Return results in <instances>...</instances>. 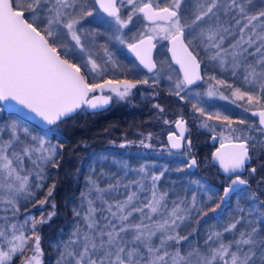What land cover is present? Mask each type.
Here are the masks:
<instances>
[{"label": "snow or ice", "instance_id": "obj_1", "mask_svg": "<svg viewBox=\"0 0 264 264\" xmlns=\"http://www.w3.org/2000/svg\"><path fill=\"white\" fill-rule=\"evenodd\" d=\"M101 9L106 15L100 14ZM139 14L155 25L152 31L163 33V39L171 45L168 70L182 74L173 82L171 94L180 100L186 96L194 99V112L207 116V120L223 119L230 132L236 131L232 125L237 123L246 125L248 131L264 134V0H170L162 8L151 0H0V112L6 109L9 113L7 120L0 119V264H14V259L24 257L29 247L31 255L20 259V264H42L37 227L51 220L55 212L40 219L25 216L23 223L18 217L21 202L35 200L36 191L44 186L46 166H60L58 157L67 142L60 123L82 109H101L114 97L123 101L137 84L149 83L148 79L135 83L127 79H90V75L103 77L109 66L118 67L110 43L125 46L149 72L156 70L159 75L164 71L157 69L151 59V49L156 46L153 35L141 31L126 39L123 30ZM157 21H164V26ZM209 71L216 74L209 75ZM167 78L173 79L171 75ZM197 82L206 83L207 91L181 95ZM221 88L231 91L234 104L244 102L245 111L259 118L258 124L208 114L199 106L205 95L216 96ZM98 90L110 94L95 95ZM154 107L163 113L159 105ZM21 112L25 121L39 118L47 130L34 135L16 118L15 114ZM184 124L182 118L177 119L175 126L180 132L169 135L174 149L181 148ZM203 127L212 126L203 122ZM140 144L150 146L144 140ZM257 147L264 150V140L257 141L250 135L236 136L227 148L221 143L213 155L224 172L235 174V178L222 189L219 203L213 198L216 193L208 201L198 200V193L211 190L195 181L199 187L192 192L191 200L186 196L172 200L170 209L168 193L160 192L158 187L166 170L149 175L148 166L133 169L113 157V163L124 170L123 176L101 188L93 178L97 173L93 161L80 196V209L86 204V211L82 214L73 209L77 220L68 239L57 243L56 264H264V200L257 207L258 198L250 191L249 181L238 174L258 159L250 155ZM185 163L190 169L196 160ZM256 172L252 167L250 174ZM129 173L138 178L123 183ZM133 185L136 191L131 190ZM54 187L48 189L45 199L37 201L41 207ZM233 195L238 201L250 203L247 207L238 203L229 212ZM209 213L222 230L209 229L203 244L195 241L193 234L198 229L181 234L197 217L198 225L207 222ZM224 216L230 218L229 222L221 224ZM26 231L31 234L26 235Z\"/></svg>", "mask_w": 264, "mask_h": 264}, {"label": "flooded vegetation", "instance_id": "obj_2", "mask_svg": "<svg viewBox=\"0 0 264 264\" xmlns=\"http://www.w3.org/2000/svg\"><path fill=\"white\" fill-rule=\"evenodd\" d=\"M95 7L98 8L97 5H95ZM121 11L123 13V9ZM100 14L105 15L101 11ZM143 21L147 25H153L144 19ZM157 23L165 22L158 21ZM135 27L136 25L133 23L123 30L124 33L128 34L126 39L131 37V33L135 34ZM107 38L106 36L105 39ZM152 43L156 45L153 52V62L157 65V69H164L159 75L156 74V70L149 72L147 69L143 68L142 65L129 54L125 46L112 41L110 46L115 53L118 67L113 68L109 66L108 71L103 77L99 75H90V79H93L94 82H100L102 79H127L134 83L137 80L148 79L149 83L146 85L137 84V87L132 89V95L123 101L114 97L111 105L105 110L91 113L82 109L78 114L82 119L89 115L95 122L102 121L105 128H110L114 132L120 130L122 126L125 128L121 133V142L112 143L110 151L116 154H125L129 161L133 159L138 160L139 158L144 160L140 165L129 164L131 168L136 169L141 165H146L151 169L156 168L158 170L157 175H159L160 171H164L168 166L165 160L174 159L175 167L182 168L185 174H190L192 180H194L193 185L195 190L199 186L195 181H199V176H204L205 189L211 190L204 191L206 201H208L209 196L216 193V196L213 198L216 203H219V196L223 195L222 189L231 183V179L235 178V174L222 173L219 166L215 163L213 154L220 147L221 143L230 144V142H235L236 136L250 135L254 136L257 141H260L264 140V134L258 131H248L246 125L237 123L232 125L236 131L234 133L230 132L226 126V121L223 119L218 120L214 118L212 120H207V116H201L199 112H194L192 108V104L196 103L194 99L186 96L185 100H180L178 97L171 94L174 90L173 82L178 77L182 78V74L178 71L168 70V64L171 60L170 52L168 51L170 43L165 40L159 44L156 37H154ZM97 63H101V61L98 59ZM173 68L178 69L174 64ZM83 71L84 69L82 68V72ZM211 73L209 72V75L213 74ZM169 75L172 76V81L168 80L167 77ZM157 79L159 83L154 84L153 80ZM204 86H207V84L202 82L198 83L196 86H189V89H186L181 95H185L189 91L204 93L206 90ZM108 94L110 93H104V95ZM112 95L114 96V94ZM203 101L204 102H201L199 106L204 107L208 114L215 115L219 113L221 117L227 116L232 121L245 119L250 123L255 122L258 124L259 118L253 116L251 111H245L247 105L242 101H237L234 104L230 100L223 101L206 95L203 97ZM155 105H159L160 108H163V113L154 107ZM241 105L244 106L242 107ZM181 118L185 121L184 139L181 140V148L174 149L171 147L169 135L173 133L179 134L180 129L176 128L175 121ZM165 120L169 121V123L166 124L164 122ZM203 122H207L212 127H203ZM149 133H151V138H148ZM213 137H215V139ZM141 140H144V143L150 146L144 147L140 144ZM188 141H191L190 148L188 146ZM126 142L130 143H127V146L124 148L119 147L120 144ZM250 155L258 156V159H253L250 164H246V168L240 170L238 174L241 176V179L249 181L248 187L258 198L257 207H259V201L264 200V168L261 167V165L264 164V150L257 147L255 152L250 151ZM192 158H195L196 165L189 169L185 161L190 162ZM252 167L257 169L255 174H250ZM238 203L241 207H247L250 201L244 199L238 201L237 197L233 195L231 197V207L228 208V211L232 212L237 207ZM225 207H227V205H225ZM211 216L212 214L209 213V218H211ZM229 219L228 216H224L222 220L224 221L223 224L228 223Z\"/></svg>", "mask_w": 264, "mask_h": 264}, {"label": "trees", "instance_id": "obj_3", "mask_svg": "<svg viewBox=\"0 0 264 264\" xmlns=\"http://www.w3.org/2000/svg\"><path fill=\"white\" fill-rule=\"evenodd\" d=\"M212 73L216 74L214 71ZM223 89H225L226 93L231 94L229 89ZM0 119L7 120L8 115L4 111L0 112ZM17 119L21 124L31 127L30 129L37 135L44 132L19 118ZM59 127L62 130L63 138L67 141L62 150V155L58 157L60 166L58 168L51 167V165L46 166L45 171L48 175L44 181V186L36 191L35 200L21 202L18 217L19 222L23 223L25 216L31 215L35 219H40L41 215L47 217L50 212H55L51 220L37 227V232L40 236V247L43 250L42 264H56L58 259L57 243L60 240L66 241L68 239V233L73 230L77 220L73 216V209L81 210L80 196L81 192L86 189L85 181L89 175L88 166L93 161H95L96 165L102 163V160L99 158L104 155H109L116 160L124 161L130 165H140L144 162L141 158L129 161L125 154H116L110 151L112 143L121 142V133L125 129L123 126L120 130L114 132L110 128H105L102 121L95 122L89 115L82 119L79 114H76L74 117L60 123ZM52 143L55 144L56 140L52 139ZM165 162L168 166L165 168L166 171L164 170L165 175L158 182V187L160 192L168 193L170 209L172 207L170 203L172 200H179L185 196L190 200L192 192L195 191V187L193 185L194 180H192L190 174L188 175L183 171H177L179 167H175L174 159H166ZM117 165H114V169L117 168ZM103 168L105 169V167ZM116 170L118 174H123L124 170L119 165ZM157 173L158 170L155 168L151 169L149 175H157ZM202 177L199 176L198 180L205 188L204 176ZM53 185L55 187L52 190L51 197H48V202L41 207L37 201L45 199L48 189ZM204 193V191L198 193V200L202 199L204 201V198H206ZM53 204L55 205L54 209ZM86 208L84 206V209L81 210L82 214L83 211H86ZM204 210L208 211L207 208ZM0 215H3V212H0ZM197 219L199 217L191 220L189 226L181 234L187 235L188 233H192L193 229H198V232L193 235L195 241L203 244L202 239L206 238L209 229L214 226L221 227L212 218H208L207 222H201L199 225L196 222ZM223 223L224 221H221V224ZM25 234L30 235L31 233L26 231ZM29 255H31V247L25 251L24 257ZM24 257L15 258L14 264H20V259Z\"/></svg>", "mask_w": 264, "mask_h": 264}, {"label": "rangeland", "instance_id": "obj_4", "mask_svg": "<svg viewBox=\"0 0 264 264\" xmlns=\"http://www.w3.org/2000/svg\"><path fill=\"white\" fill-rule=\"evenodd\" d=\"M141 0H138V3H140ZM143 2H147V0H143ZM151 3H153V5H159L160 8L162 7H165L168 3H170V0H151ZM123 12H124V9H123ZM133 23L134 25H136V27L134 29H136V32L135 34L138 35L139 32L143 31L149 35H153L154 37L157 38V42L160 44L162 41H165L163 39V33H155L152 31V29L155 27V25H147L145 24V22L143 21V17L141 14H139L138 16L134 17V20H133ZM132 23V24H133ZM160 24L161 26H164L165 23H158ZM145 25H147L148 27L146 28ZM125 30V29H124ZM128 35V34H127ZM134 35L133 33H131V36ZM211 73V71H209ZM204 89L205 92L207 91V86H204ZM225 90V89H224ZM222 88L220 89V94H217L216 96H213L215 98H218L220 100H223V101H232V96L231 94H226L225 91H224ZM223 95V96H227L229 97L228 99H221L220 96ZM237 102V101H236ZM74 117V116H73ZM23 125V124H22ZM26 127H28L29 129L31 127L27 126V125H24ZM31 130V129H30ZM34 135H37L35 134V132H33ZM4 138L7 139V135L4 134ZM104 156H108L109 159L108 160H102V163L96 165L97 167V173H96V176H94L93 178H96L97 179V183L99 185V187L101 188H106L108 186L109 183H115V180L120 178L121 176H123V174H118L117 172V168H118V165H117V168L114 169V165L115 163H113V157L109 156V155H104ZM26 165H27V161L25 162ZM129 165V164H128ZM105 167V169L103 168ZM120 167V165H119ZM114 169V170H113ZM101 172H103L104 174L101 175ZM112 173H117V176L116 177H112ZM138 177L136 176H133L131 173H129V175L127 177L124 178L123 180V183H127L129 180H135L137 179ZM86 184V183H85ZM132 191H136L137 190V186L136 185H133L132 188H131ZM33 191H36L35 189H33ZM140 196L141 198L143 199V193H140ZM107 198V197H106ZM118 198L120 199H124L126 198L125 196H119ZM191 200V199H190ZM189 200V201H190ZM204 201H206V198H204ZM99 204L100 202L99 201H96V205L97 207H99ZM85 206L87 207V205L85 204ZM213 227V226H211ZM211 229H215L217 231H220L222 230L221 228H218L216 226H214L213 228ZM205 238L202 239V243L204 241Z\"/></svg>", "mask_w": 264, "mask_h": 264}, {"label": "water", "instance_id": "obj_5", "mask_svg": "<svg viewBox=\"0 0 264 264\" xmlns=\"http://www.w3.org/2000/svg\"><path fill=\"white\" fill-rule=\"evenodd\" d=\"M97 7H98V9H99V5H97ZM100 11L103 13L102 9H101ZM105 15H106V14H105ZM142 16H143V14H142ZM146 21H147V20H146ZM147 22H148V23H151L150 21H147ZM157 22H158V21H157ZM161 22H163V21H161ZM170 46H171V45H170ZM128 52H129V50H128ZM153 52H154V48L151 49V59H152V61H153ZM129 54L132 55V57H134V58L139 62V60L135 57V54H134V53L129 52ZM170 56H171V53H170ZM139 63H140V62H139ZM141 65H142V64H141ZM176 66L179 67L178 65H176ZM142 67L145 68L143 65H142ZM145 69H147V68H145ZM147 70H148V69H147ZM198 83H200V82H197V84H198ZM106 92H107V91L101 93V92L98 90V92H97L95 95H104V93H106ZM110 105H111V103H110L109 105L104 106L103 108H101V109H97V110H91V109H87V108H85V110L88 111V112L94 113V112H99V111L105 110V109L108 108ZM0 106H2V105H0ZM4 112H5L6 115L9 116V113H8V111H7L6 109L4 110ZM78 112H79V111H78ZM78 112H77L76 114H78ZM76 114H75V115H76ZM75 115H73V116H75ZM15 116H16L17 118H19V119L25 121V117H24V115H23V112H21V113H17V114H15ZM73 116H72V117H73ZM256 117H257V116H256ZM25 122H27V123H29V124L35 126L36 128H38V129H40V130H42V131H46L47 128H48V126L45 125L44 123H42V122L39 120V118H30V119H27V121H25ZM225 146H226V148H227V147L229 146V144H225ZM218 149H220V147H219ZM221 151H224V150L222 149ZM214 160H215V163L219 166L220 171H221L222 173H226V172H224L223 168L220 166L219 160H217L215 157H214Z\"/></svg>", "mask_w": 264, "mask_h": 264}]
</instances>
